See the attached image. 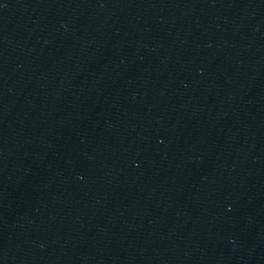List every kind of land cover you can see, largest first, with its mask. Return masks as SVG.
<instances>
[{
    "label": "water",
    "instance_id": "water-1",
    "mask_svg": "<svg viewBox=\"0 0 264 264\" xmlns=\"http://www.w3.org/2000/svg\"><path fill=\"white\" fill-rule=\"evenodd\" d=\"M264 204V0H0V264H238Z\"/></svg>",
    "mask_w": 264,
    "mask_h": 264
}]
</instances>
